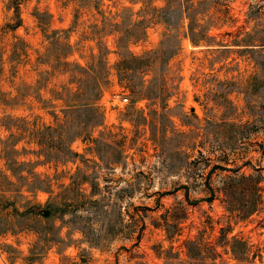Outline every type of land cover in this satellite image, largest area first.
I'll return each instance as SVG.
<instances>
[{"label":"rangeland","instance_id":"374dc122","mask_svg":"<svg viewBox=\"0 0 264 264\" xmlns=\"http://www.w3.org/2000/svg\"><path fill=\"white\" fill-rule=\"evenodd\" d=\"M0 264H264V0H0Z\"/></svg>","mask_w":264,"mask_h":264},{"label":"built area","instance_id":"2783aa9c","mask_svg":"<svg viewBox=\"0 0 264 264\" xmlns=\"http://www.w3.org/2000/svg\"><path fill=\"white\" fill-rule=\"evenodd\" d=\"M122 100H123L124 102H126V101H127V98H123Z\"/></svg>","mask_w":264,"mask_h":264}]
</instances>
